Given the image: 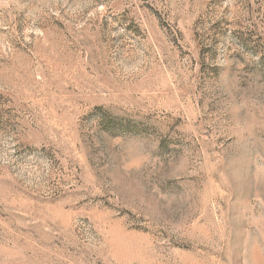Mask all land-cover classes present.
Here are the masks:
<instances>
[{
    "label": "rangeland",
    "instance_id": "1",
    "mask_svg": "<svg viewBox=\"0 0 264 264\" xmlns=\"http://www.w3.org/2000/svg\"><path fill=\"white\" fill-rule=\"evenodd\" d=\"M0 264H264V0H0Z\"/></svg>",
    "mask_w": 264,
    "mask_h": 264
}]
</instances>
